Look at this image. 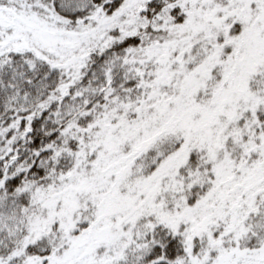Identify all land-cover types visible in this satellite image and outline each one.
<instances>
[{
    "label": "snow or ice",
    "instance_id": "6c2138e0",
    "mask_svg": "<svg viewBox=\"0 0 264 264\" xmlns=\"http://www.w3.org/2000/svg\"><path fill=\"white\" fill-rule=\"evenodd\" d=\"M0 264H264V0H0Z\"/></svg>",
    "mask_w": 264,
    "mask_h": 264
}]
</instances>
